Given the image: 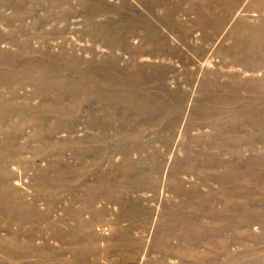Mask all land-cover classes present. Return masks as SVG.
I'll return each instance as SVG.
<instances>
[{"label":"rangeland","instance_id":"obj_1","mask_svg":"<svg viewBox=\"0 0 264 264\" xmlns=\"http://www.w3.org/2000/svg\"><path fill=\"white\" fill-rule=\"evenodd\" d=\"M0 264H264V0H0Z\"/></svg>","mask_w":264,"mask_h":264}]
</instances>
